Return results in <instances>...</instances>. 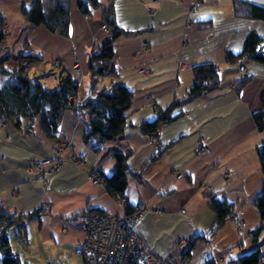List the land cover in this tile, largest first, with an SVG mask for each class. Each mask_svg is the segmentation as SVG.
Listing matches in <instances>:
<instances>
[{"label":"crops","instance_id":"obj_1","mask_svg":"<svg viewBox=\"0 0 264 264\" xmlns=\"http://www.w3.org/2000/svg\"><path fill=\"white\" fill-rule=\"evenodd\" d=\"M98 1L86 16L72 0L69 32L63 36L60 29L52 33L43 26H30L22 8L33 0H0V26L19 46L17 51L8 50L6 38L0 45V56L2 51L10 54L5 68L14 71L21 65L33 81L50 89L74 78L80 97L88 89V58L109 34L102 26L107 9L112 8L115 25L123 32L114 44V80L134 94L126 112L127 128L99 153L83 142L88 116L73 110L64 114L58 140L69 142L73 155L85 166L68 161L54 175L31 169L35 161L53 155L55 141L41 134L39 121L33 136L1 121V203L15 213L40 210L27 225L37 226L42 242L59 250L80 246L85 213L99 210L122 215L126 204L134 208L140 202L146 210L136 225L138 233L174 264H201L210 257L222 264L223 255L226 263L258 248L264 250L254 234L260 217L253 204L263 181L257 149L264 143V133L257 130L253 114L263 107L264 63L250 58L226 60L228 52L243 51L252 33L261 39L257 51L264 56V20L254 15L256 8L264 9V0ZM29 53L36 58H20ZM179 60L186 63L185 69H178ZM75 62L78 70L73 68ZM206 63L220 69L219 87L173 111L181 114L161 126V149L156 154L139 125L155 120L175 99L183 98L193 83L192 67ZM240 65L249 74L247 80ZM111 82L105 78L100 86ZM114 151L130 153L125 204L89 177L93 168L105 176L113 173ZM177 173L183 178L177 179ZM209 196L233 202L236 213L213 238L209 233L215 214ZM241 222L246 226L238 231ZM13 233L20 239L14 229L8 231L9 238ZM179 239L189 244L196 240L185 248Z\"/></svg>","mask_w":264,"mask_h":264},{"label":"trees","instance_id":"obj_2","mask_svg":"<svg viewBox=\"0 0 264 264\" xmlns=\"http://www.w3.org/2000/svg\"><path fill=\"white\" fill-rule=\"evenodd\" d=\"M72 0H33L30 6L22 8V14L32 28L45 27L56 33L60 29L63 36H68L70 3ZM77 7L83 15H90L91 9L99 5L98 0H76ZM264 20V9L256 8L254 12ZM104 25L111 32L100 43L98 49L88 58L89 84L83 97H80V85L74 78H66L56 88H45L39 82L33 81L25 68L10 71L5 64L10 54L0 56V71L9 74L14 80L0 84V120L13 126L28 136L36 135V125L39 121L40 132L46 138L58 140L59 128L64 114L73 110L77 114L88 116V129L83 135V142L90 149L99 153L104 145L120 137L127 128L126 112L130 108L134 94L123 84L117 83V69L114 64L116 39L123 33L115 25L112 8H108ZM5 38L4 28L0 26V45ZM261 39L252 33L246 39L243 51L240 54L228 52L226 60L250 58L264 63L262 52L257 51ZM23 59H35L32 53L20 55ZM193 83L187 94L181 99H175L170 107L157 114L153 121H146L139 128L147 136H158L161 126L176 119L181 112L173 113L203 94L216 90L220 85V69L212 63L198 64L192 67ZM105 78L112 79L108 86H100ZM247 80V79H245ZM261 110L253 114V120L259 132L264 133V99ZM158 145L156 154L160 151ZM260 159L263 181L259 192L253 199V204L259 214L260 224L254 234L264 230V143L257 149ZM129 152L114 151L112 157L116 161V168L109 176L100 174L105 183L106 191L115 196L122 195L128 184ZM209 207L215 214V220L210 238L222 228L227 220L235 216V204L226 198L208 197ZM134 208L126 204V213H132ZM41 214L40 210L29 213L11 212L0 201V264H22L18 254L14 253L8 231L15 230L18 238L26 237L27 223ZM85 215V214H84ZM83 215V216H84ZM197 237L196 239H199ZM194 239L189 247L195 242ZM84 258V257H83ZM201 264H219L214 257L206 259ZM224 264H264V250L258 248L250 254L236 260H229Z\"/></svg>","mask_w":264,"mask_h":264},{"label":"built area","instance_id":"obj_3","mask_svg":"<svg viewBox=\"0 0 264 264\" xmlns=\"http://www.w3.org/2000/svg\"><path fill=\"white\" fill-rule=\"evenodd\" d=\"M102 28L107 32H111L106 25H103ZM79 67V63L75 62L73 68L78 70ZM186 67L184 61H178L179 70ZM239 71L243 79L249 78V74L243 65H240ZM141 72L147 73L145 70H141ZM147 101L149 103L153 102L151 97H147ZM148 141L153 151H156L159 145V133L157 137L148 136ZM202 147L203 150L209 151L207 147ZM52 149L53 155L51 157H45L33 163L31 167L33 171L54 175L68 161L80 167L85 166V163L75 155H70V158L66 156L72 149L71 144L66 140L56 141ZM89 177L93 183L105 186L99 170L91 169ZM175 177L181 179L183 174L177 173ZM114 197L121 204H125L122 195L117 194ZM145 210V204L140 202L136 204L132 213L125 212L122 215H112L99 210L85 213L81 224L83 238L79 246V250L84 257V264H174L171 260L159 256L138 233L136 225ZM239 225V230L245 226L243 222ZM177 242L185 248L190 245L185 239H179ZM219 260L224 264L225 256L223 255ZM46 264L54 263L47 262ZM186 264L193 263L188 262Z\"/></svg>","mask_w":264,"mask_h":264},{"label":"rangeland","instance_id":"obj_4","mask_svg":"<svg viewBox=\"0 0 264 264\" xmlns=\"http://www.w3.org/2000/svg\"><path fill=\"white\" fill-rule=\"evenodd\" d=\"M4 32L8 50L13 49L17 51L19 46L12 42V39H10L9 36L6 35L5 29ZM2 52V55H4L5 51ZM18 68H21V65H17L15 67V70H17ZM2 78L5 80H2ZM13 80L14 79L9 74H5L0 71V84L10 83L13 82ZM70 152L73 154L72 149L70 150ZM239 226L240 225L237 226L238 231L243 229L242 228L239 230ZM256 235L260 237L259 246H264V230L261 233H256ZM10 236L12 245L15 251L18 252L22 264H46L47 262H51L54 264H84V258L79 250V245L76 247L60 250L54 248L53 246L46 245L42 242L37 226H35L33 229L30 228V225H27L26 237H22L18 240L15 238L14 233Z\"/></svg>","mask_w":264,"mask_h":264}]
</instances>
